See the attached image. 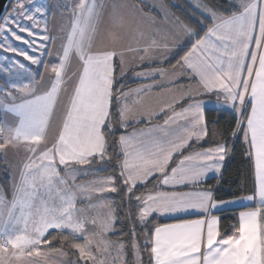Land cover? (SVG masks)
<instances>
[{
	"label": "snow or ice",
	"instance_id": "6c2138e0",
	"mask_svg": "<svg viewBox=\"0 0 264 264\" xmlns=\"http://www.w3.org/2000/svg\"><path fill=\"white\" fill-rule=\"evenodd\" d=\"M11 7L0 17V47L36 70L17 61L27 82L0 86V107L16 117L0 127V153L25 150L11 199L0 191V264H57L52 253L68 255L63 241L76 259L60 264H264V0H228L223 9L197 0L190 23L167 13L162 29L151 22L159 39L137 27L143 47L121 43L131 29L124 10L137 12L124 0H77L55 33L46 5ZM129 53L157 61L138 77L190 81L162 116L133 111L139 100L130 98L156 80L125 91ZM165 60L174 72L161 66ZM204 97L234 116L232 149L239 141L254 165L250 194L224 200L205 184L209 174L223 179L231 157L224 132L213 130L209 140ZM145 117L148 127H138ZM95 164L115 175L78 183L100 171ZM228 210L238 216L224 231L218 213ZM121 219L128 239L113 241L111 234H125Z\"/></svg>",
	"mask_w": 264,
	"mask_h": 264
},
{
	"label": "crops",
	"instance_id": "0c3cea01",
	"mask_svg": "<svg viewBox=\"0 0 264 264\" xmlns=\"http://www.w3.org/2000/svg\"><path fill=\"white\" fill-rule=\"evenodd\" d=\"M140 1L146 5H148L147 3H153L157 6L159 5L162 11L157 12V10H154V13L145 12L144 10H142V8L136 5L132 0H124V3L131 5L134 9L137 10V12L130 17L128 16V10L127 9L124 10L126 18H127V23L131 25V29L127 27H125L124 29V38L121 41V43L124 46H127L129 44H131L133 47H137V46L143 47L144 46V40H141L136 32L137 27L143 30L146 33V36H151L155 34V38L159 39L160 32L157 30L156 27L152 25L151 22L156 21L157 24L162 29L164 26V21L162 20L164 13H167L169 19H173V20L179 19L166 8L163 0H140ZM161 5H163V7H161ZM49 28L51 31V26ZM137 41H139V44H137ZM109 46H111L110 43H109ZM156 63H157L156 60H149L147 58L144 59L143 61H140L136 55L131 54V53H129L126 57L123 78L126 79L127 84L132 83V84H135V86H127L125 87V91L136 90V89H141V88L147 89L149 86L153 85V79L156 80L155 86H152L150 90H146L139 97L134 95L133 97L130 98V101H129L130 103L132 100H139V103L132 105L134 112L155 111L159 114V116H162L163 113H160V109L162 107H166V105L170 103L174 97L179 96L182 92V89L190 83V81H188L184 77H180L179 79H176L175 77H171V78H166L164 80H160L159 77H155V78L151 76L138 77L136 75L137 72H145V73L149 72L150 65H154ZM172 64L174 65L175 61H172ZM161 66L166 67L169 73L175 71V68L169 65L166 60L163 62ZM170 80L174 82L170 83ZM204 101L207 106V110H218V111L221 110V111L231 112L230 109H226V108L219 109L218 106L214 103L215 97L212 99L213 102H210L209 99L205 97H204ZM176 108L177 110H179V105H176ZM136 118H139V116H137ZM156 119L157 121L159 120L158 123L162 124V120L159 119V117H157ZM143 123H148L146 117ZM147 127L148 126H145L142 128H147ZM91 167L96 168V166H93V165ZM103 177H107V176L97 175L96 173L95 176H87V177L78 178V183H86L89 180L103 178ZM214 179H217V177L213 174H209V177L207 178L206 182L210 180H214ZM114 194L115 193H107L105 195L113 197ZM96 198H97L96 195H94L93 200H95ZM80 204L81 202H78V207ZM233 207L237 209H244L241 205H235ZM228 211H231V210H228ZM223 212H227V211H222L221 213ZM221 213H218V215ZM192 218H195V217H192ZM160 220L171 222V223L178 222L174 218H171V217H160ZM88 227L91 228V225H89Z\"/></svg>",
	"mask_w": 264,
	"mask_h": 264
},
{
	"label": "trees",
	"instance_id": "16d2710c",
	"mask_svg": "<svg viewBox=\"0 0 264 264\" xmlns=\"http://www.w3.org/2000/svg\"><path fill=\"white\" fill-rule=\"evenodd\" d=\"M15 1V0H14ZM13 1V3H14ZM136 5H138L142 10L149 13H154V10L150 8L148 5L142 3L140 0H132ZM164 5L166 8L172 12L177 18H179L181 21H184L185 23H190L191 20H195L199 15L196 13H189L185 9L178 7L175 5L177 2H182L181 0H163ZM206 3L209 2V0H205ZM12 3V4H13ZM216 3L220 5L221 9L227 7L228 0H216ZM12 10V7H9L8 14ZM123 83H125L127 86H135V84H127V81L125 78L122 80ZM208 98V97H205ZM212 97L211 99H213ZM206 117L209 121V140H212L211 132L213 130L217 132H224L227 137V143L230 149V159H227L225 167L223 168V179L220 180L219 183H217V179L210 180L206 182V186L210 187L212 189H215L216 192L215 195H218L221 199L224 200H232L237 199L240 196L247 195L251 193V189L253 187V181L255 179V171H254V165L250 164L247 160V157L244 155L243 147L239 141L235 142V149H232L233 146V139L230 136V131L233 129L235 124V119L233 114L230 111H218V110H206ZM159 122V120L157 121ZM1 117H0V127H1ZM148 126V123H142L138 127L142 128ZM133 129H128V131H132ZM219 139L218 137L216 138ZM223 143L224 141H220ZM96 167L101 166L103 169L97 172V175H103V176H111L115 175V173L112 172L111 168H109L106 165L103 164H95ZM93 165V166H95ZM7 179V174L2 171V160L0 159V180ZM117 194L115 193L113 197H115ZM238 210H245V209H238ZM220 215V221L221 226L224 231H229L231 229V226L236 223V217L238 216V211H227L223 212ZM161 222H167L162 221ZM128 224L127 220L121 219L118 221V232L123 231L125 234L123 236H120L118 234H112L110 235V239L117 241V240H124L126 241L128 239L127 236V230L126 229H120L119 224ZM171 223V222H168ZM82 242V241H81ZM48 246H44L46 248ZM62 249L68 251L71 256L72 252L74 251L71 248V245L67 241H63L61 244ZM76 258L75 256H73Z\"/></svg>",
	"mask_w": 264,
	"mask_h": 264
},
{
	"label": "rangeland",
	"instance_id": "374dc122",
	"mask_svg": "<svg viewBox=\"0 0 264 264\" xmlns=\"http://www.w3.org/2000/svg\"><path fill=\"white\" fill-rule=\"evenodd\" d=\"M182 2H176L175 5L185 9L189 13H196L199 15L198 11H195V5L197 0H181ZM15 2V1H14ZM37 4L46 5L47 11V20L49 27L51 26V32L55 33L57 29L61 26H66L68 24V18L70 16L71 7L77 2V0H34ZM203 3H206L205 0H202ZM149 7L157 12H161L160 6L153 3H147ZM162 6V5H161ZM12 13V10L9 14ZM193 15V14H192ZM25 23H29L25 21ZM24 35V34H21ZM14 46H20L29 51L30 55H38V53H32L26 45H22L20 41H12ZM11 59V62H10ZM23 63L31 71L36 70L35 65H31L29 61H25L22 56H16L15 53L5 52L2 47H0V86H4L5 81H22L27 82L26 74H22V69H17L13 66L15 62ZM7 66V67H5ZM0 117H1V127L12 126L16 117L5 111L4 108L0 107ZM0 159L2 160V171L7 174V179L0 180V191H2L7 199H11L12 184L14 179H19V172L22 170V165L25 162V150L23 146L18 148H8L6 150V155L0 153ZM96 166V165H95ZM96 169H103L101 166L96 167ZM80 178V177H78ZM78 182V179H77ZM107 193H104L105 195ZM106 196V195H105ZM80 206V205H79ZM44 247V246H42ZM64 252H67L66 257L60 256L59 253H52L55 257L57 264H60L61 261L75 260L70 253L64 249ZM74 250V249H73Z\"/></svg>",
	"mask_w": 264,
	"mask_h": 264
},
{
	"label": "water",
	"instance_id": "95a60500",
	"mask_svg": "<svg viewBox=\"0 0 264 264\" xmlns=\"http://www.w3.org/2000/svg\"><path fill=\"white\" fill-rule=\"evenodd\" d=\"M14 0H0V17L8 14L9 7L12 5Z\"/></svg>",
	"mask_w": 264,
	"mask_h": 264
}]
</instances>
